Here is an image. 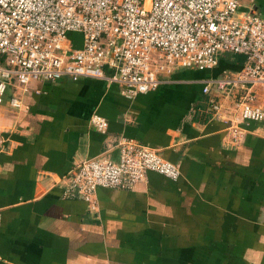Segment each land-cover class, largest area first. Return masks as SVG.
I'll use <instances>...</instances> for the list:
<instances>
[{"label": "crops", "instance_id": "obj_1", "mask_svg": "<svg viewBox=\"0 0 264 264\" xmlns=\"http://www.w3.org/2000/svg\"><path fill=\"white\" fill-rule=\"evenodd\" d=\"M251 8L264 14V0ZM235 55L223 52L212 70L176 69L132 99L87 77L9 86L0 103V264H264V120L241 124L234 139L212 116L216 97L202 93L206 77L240 68ZM93 114L107 119L105 133ZM122 136L177 164L179 178L148 172L130 188H98L96 210L63 197L76 164L116 160Z\"/></svg>", "mask_w": 264, "mask_h": 264}, {"label": "built area", "instance_id": "obj_2", "mask_svg": "<svg viewBox=\"0 0 264 264\" xmlns=\"http://www.w3.org/2000/svg\"><path fill=\"white\" fill-rule=\"evenodd\" d=\"M254 0H0V103L9 86L36 80L102 79L126 98L155 90L179 68L212 70L223 52L241 67L203 81L208 106L234 139L241 124L264 120V14ZM69 32L81 35L75 43ZM19 107V100L10 99ZM105 133L108 121L91 115ZM116 160H81L63 178V197L97 209L98 188H130L156 172L177 180V164L134 138L120 137ZM1 221V212H0Z\"/></svg>", "mask_w": 264, "mask_h": 264}, {"label": "trees", "instance_id": "obj_3", "mask_svg": "<svg viewBox=\"0 0 264 264\" xmlns=\"http://www.w3.org/2000/svg\"><path fill=\"white\" fill-rule=\"evenodd\" d=\"M243 55H240L237 54V56L235 55L232 59H231V62L233 63H236L237 67H241L243 61H244V56L242 57ZM223 58V57H222ZM219 65V64H218Z\"/></svg>", "mask_w": 264, "mask_h": 264}, {"label": "rangeland", "instance_id": "obj_4", "mask_svg": "<svg viewBox=\"0 0 264 264\" xmlns=\"http://www.w3.org/2000/svg\"><path fill=\"white\" fill-rule=\"evenodd\" d=\"M68 37L71 38V39H73L75 43H79L80 42L81 35L79 33H77V32H69L68 33ZM220 67L221 66H218V68H220ZM219 70H221V68Z\"/></svg>", "mask_w": 264, "mask_h": 264}]
</instances>
